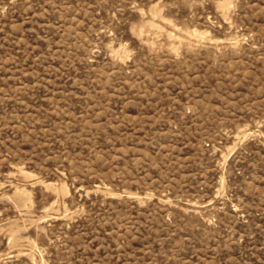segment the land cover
Instances as JSON below:
<instances>
[{
  "label": "rangeland",
  "instance_id": "obj_1",
  "mask_svg": "<svg viewBox=\"0 0 264 264\" xmlns=\"http://www.w3.org/2000/svg\"><path fill=\"white\" fill-rule=\"evenodd\" d=\"M0 264H264V0H0Z\"/></svg>",
  "mask_w": 264,
  "mask_h": 264
}]
</instances>
